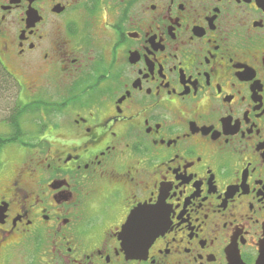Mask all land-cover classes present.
Wrapping results in <instances>:
<instances>
[{"label":"flooded vegetation","instance_id":"flooded-vegetation-1","mask_svg":"<svg viewBox=\"0 0 264 264\" xmlns=\"http://www.w3.org/2000/svg\"><path fill=\"white\" fill-rule=\"evenodd\" d=\"M0 65V264L264 263V0H0Z\"/></svg>","mask_w":264,"mask_h":264},{"label":"trees","instance_id":"trees-1","mask_svg":"<svg viewBox=\"0 0 264 264\" xmlns=\"http://www.w3.org/2000/svg\"><path fill=\"white\" fill-rule=\"evenodd\" d=\"M12 77L8 75L3 68L0 65V103L1 101H7L10 99L12 96L11 94L14 95V91H12ZM15 89V88H14ZM11 95V96H10ZM11 100V99H10ZM13 100V99H12ZM11 100V101H12ZM10 101V102H11ZM47 102H30L23 104L21 102H14L8 104L10 105L8 111V115L6 118L3 119V124L8 126V129L10 130H20L23 128V121L25 118H30L32 115L36 116L39 114L40 109L42 106L46 105ZM7 104V105H8ZM31 119V118H30ZM31 124L35 123L34 121L30 122ZM21 140L20 135L13 134V131L10 132L9 135H1L0 134V170L2 167V162H1V155L3 150L8 146L9 144L12 143H18Z\"/></svg>","mask_w":264,"mask_h":264},{"label":"water","instance_id":"water-1","mask_svg":"<svg viewBox=\"0 0 264 264\" xmlns=\"http://www.w3.org/2000/svg\"><path fill=\"white\" fill-rule=\"evenodd\" d=\"M142 209L144 208L136 209L135 211L131 213L124 227V230L122 232L124 235H126L128 231L130 232L134 231L135 230L134 228L137 226L138 223H140V220L143 217H145V216L140 215V210ZM153 215H155V213H153ZM160 217L161 216L157 214V218H160ZM163 228H164L163 224L160 223L159 221L153 222L152 226H149L147 229L143 231L145 236L141 239L140 245L138 244L136 247H133L132 245L126 244L125 249L127 251L133 252V251L139 250L141 247L146 248L156 236L162 233V231L164 230ZM257 264H264V263H262V261L259 260Z\"/></svg>","mask_w":264,"mask_h":264},{"label":"rangeland","instance_id":"rangeland-1","mask_svg":"<svg viewBox=\"0 0 264 264\" xmlns=\"http://www.w3.org/2000/svg\"><path fill=\"white\" fill-rule=\"evenodd\" d=\"M10 99H12V97H10ZM8 100L7 101V103L5 102V101H1V103H0V134L2 135L3 133H6V132H8V126L7 125H4L3 124V119L4 118H6V116L8 115V113H9V111H8V109H9V107H10V105H12V104H8V102L9 103H12V101H14V100ZM11 101V102H10ZM8 104V105H7ZM7 114V115H6ZM28 117V116H27ZM25 118V120L22 122L23 123V128H26V127H30V125H31V123L30 122H32L33 121V118L32 119H30V118ZM9 150H7V149H5V150H3V152H2V155H1V162H2V167H1V170L2 169H4V165L6 164L5 162H6V160H5V158H6V155H7V157L8 156H12V154L11 153H9L8 152ZM0 170V171H1Z\"/></svg>","mask_w":264,"mask_h":264},{"label":"snow or ice","instance_id":"snow-or-ice-1","mask_svg":"<svg viewBox=\"0 0 264 264\" xmlns=\"http://www.w3.org/2000/svg\"><path fill=\"white\" fill-rule=\"evenodd\" d=\"M155 212V209H142L140 210V215L148 216Z\"/></svg>","mask_w":264,"mask_h":264},{"label":"bare ground","instance_id":"bare-ground-1","mask_svg":"<svg viewBox=\"0 0 264 264\" xmlns=\"http://www.w3.org/2000/svg\"><path fill=\"white\" fill-rule=\"evenodd\" d=\"M143 237H139L138 238V243H139V245H140V242H141V239H142Z\"/></svg>","mask_w":264,"mask_h":264}]
</instances>
